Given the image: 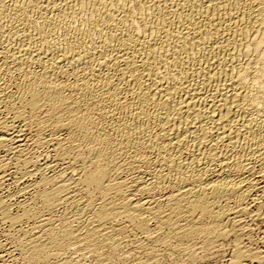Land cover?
<instances>
[{
	"label": "bare ground",
	"instance_id": "6f19581e",
	"mask_svg": "<svg viewBox=\"0 0 264 264\" xmlns=\"http://www.w3.org/2000/svg\"><path fill=\"white\" fill-rule=\"evenodd\" d=\"M2 264H264V0H0Z\"/></svg>",
	"mask_w": 264,
	"mask_h": 264
},
{
	"label": "rangeland",
	"instance_id": "374dc122",
	"mask_svg": "<svg viewBox=\"0 0 264 264\" xmlns=\"http://www.w3.org/2000/svg\"><path fill=\"white\" fill-rule=\"evenodd\" d=\"M0 264H2L1 261H0ZM200 264H204V263H200Z\"/></svg>",
	"mask_w": 264,
	"mask_h": 264
}]
</instances>
